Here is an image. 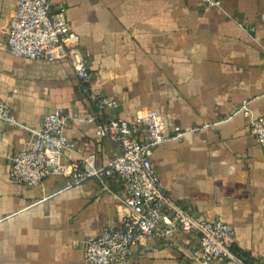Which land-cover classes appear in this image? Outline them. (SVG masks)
<instances>
[{"label":"crops","instance_id":"0c3cea01","mask_svg":"<svg viewBox=\"0 0 264 264\" xmlns=\"http://www.w3.org/2000/svg\"><path fill=\"white\" fill-rule=\"evenodd\" d=\"M15 2L0 0V102L14 117L0 120V264H87L74 242L122 225L125 185L106 169L119 146L95 127L129 122L139 108L161 111L170 132L189 130L153 150L164 194L193 218L229 224L236 254L264 264V150L248 119L234 115L244 101L264 115V0H222L219 9L202 0H52L93 74L86 90L117 102L101 111L66 60L8 53ZM58 107L82 118L65 128L75 143L65 158L93 157L104 171L78 183L68 175L35 186L14 182L11 157ZM197 242L177 231L145 254L134 247L132 257L135 264H201L191 253Z\"/></svg>","mask_w":264,"mask_h":264},{"label":"built area","instance_id":"2783aa9c","mask_svg":"<svg viewBox=\"0 0 264 264\" xmlns=\"http://www.w3.org/2000/svg\"><path fill=\"white\" fill-rule=\"evenodd\" d=\"M52 0H16L10 17L6 43L13 57L29 60H66L82 86L93 79L77 38L70 33L65 10L52 9ZM205 8L219 9L222 0H202ZM101 111L117 106L113 98L89 92ZM249 101L236 108L234 115L248 119L250 131L264 150V115L255 116ZM93 118L88 119L92 121ZM0 120L14 123L7 104L0 102ZM70 120H82L77 112L55 108L46 113L38 129L32 130L23 148L11 157L9 176L26 186L41 184L48 175H68L74 182L100 175L105 168L96 167L93 157L81 162L65 157L75 143L65 134ZM188 129L174 126L172 132L165 115L153 108H139L133 120H109L95 127L96 136L106 137L119 146V154L108 164L107 171L116 173L124 182L123 205L126 216L120 227H107L98 236L74 244L80 246L87 264H135L133 248L139 253L153 250L154 241L168 244L177 231L198 236L191 251L201 264H243L229 249L234 239L232 227L221 220L193 218L173 203L162 191L151 157L157 146L181 138Z\"/></svg>","mask_w":264,"mask_h":264},{"label":"trees","instance_id":"16d2710c","mask_svg":"<svg viewBox=\"0 0 264 264\" xmlns=\"http://www.w3.org/2000/svg\"><path fill=\"white\" fill-rule=\"evenodd\" d=\"M229 249L235 256H237L242 261L243 264H250V262H247L246 260H244L242 256H239L238 254H236V252L233 249V244L229 245Z\"/></svg>","mask_w":264,"mask_h":264}]
</instances>
